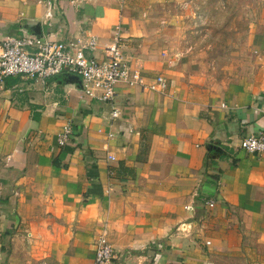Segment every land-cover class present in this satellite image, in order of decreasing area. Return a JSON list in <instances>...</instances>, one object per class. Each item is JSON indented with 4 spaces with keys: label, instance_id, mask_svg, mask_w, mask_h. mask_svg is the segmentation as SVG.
<instances>
[{
    "label": "crops",
    "instance_id": "1",
    "mask_svg": "<svg viewBox=\"0 0 264 264\" xmlns=\"http://www.w3.org/2000/svg\"><path fill=\"white\" fill-rule=\"evenodd\" d=\"M144 0H0V44L34 33L106 56L121 25L143 85L109 104L68 73L9 77L0 89V264H96L107 226L111 264H264V154L241 148L264 130V16L256 62L201 84L171 49L168 22ZM163 91L152 90L158 77ZM81 80V79H80ZM161 89L160 86H157ZM73 127L69 144L58 136ZM215 206L210 207L209 202Z\"/></svg>",
    "mask_w": 264,
    "mask_h": 264
},
{
    "label": "built area",
    "instance_id": "2",
    "mask_svg": "<svg viewBox=\"0 0 264 264\" xmlns=\"http://www.w3.org/2000/svg\"><path fill=\"white\" fill-rule=\"evenodd\" d=\"M97 44L96 37L79 46L26 31L21 35L7 36L0 44V89L9 77L47 80L64 73L76 75L82 81L84 95L109 104L112 107L111 117L115 120L120 116V110L115 104L117 85L121 82L131 86L143 85V78L138 71L132 70L125 51L127 37L121 25L114 27L104 58L87 54L93 53ZM149 87L163 91L166 81L160 76L156 84ZM72 136L73 127L69 125L58 136V146L69 144ZM240 146L250 153L264 154V130L244 137ZM208 204L210 207L215 206L214 201ZM113 259L114 247L109 241V229L103 226L95 242V261L96 264H111Z\"/></svg>",
    "mask_w": 264,
    "mask_h": 264
},
{
    "label": "rangeland",
    "instance_id": "3",
    "mask_svg": "<svg viewBox=\"0 0 264 264\" xmlns=\"http://www.w3.org/2000/svg\"><path fill=\"white\" fill-rule=\"evenodd\" d=\"M144 1L174 29L171 49L197 82L218 85L255 65L264 0Z\"/></svg>",
    "mask_w": 264,
    "mask_h": 264
},
{
    "label": "water",
    "instance_id": "4",
    "mask_svg": "<svg viewBox=\"0 0 264 264\" xmlns=\"http://www.w3.org/2000/svg\"><path fill=\"white\" fill-rule=\"evenodd\" d=\"M34 29V33L39 35V36H42V33H41V26L38 24L36 25L35 27H33ZM69 78H70V81L71 82H76L77 80L78 81H81L80 80V77L79 76H76V75H69Z\"/></svg>",
    "mask_w": 264,
    "mask_h": 264
},
{
    "label": "trees",
    "instance_id": "5",
    "mask_svg": "<svg viewBox=\"0 0 264 264\" xmlns=\"http://www.w3.org/2000/svg\"><path fill=\"white\" fill-rule=\"evenodd\" d=\"M263 97H264V95H263Z\"/></svg>",
    "mask_w": 264,
    "mask_h": 264
}]
</instances>
